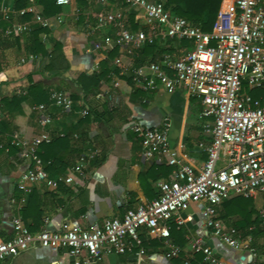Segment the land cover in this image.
Here are the masks:
<instances>
[{
	"label": "crops",
	"instance_id": "obj_1",
	"mask_svg": "<svg viewBox=\"0 0 264 264\" xmlns=\"http://www.w3.org/2000/svg\"><path fill=\"white\" fill-rule=\"evenodd\" d=\"M7 2L10 11L6 26L26 22L30 29L8 34L0 27V240L12 236L14 216H19L30 232L42 227L50 231L72 226L89 228L154 199L157 183L171 179L174 167L157 155L149 159L144 156L141 139L130 128L133 122L145 127L167 123L169 147L195 171L203 166L206 154L199 143L210 139L205 129L212 119L200 114L199 98L183 89L167 92L160 86L143 88L132 80L128 67L135 66L148 75L149 64L162 55L182 57L191 47L187 39L163 36L141 9L121 1L70 0L67 5H58L56 14L45 16L46 26L34 20L35 14L43 15L40 0ZM22 9L24 13L20 14ZM105 12L116 15L132 30L152 36V42L140 48L114 44L111 23L97 24ZM40 28L36 38L34 30ZM37 42L39 50L34 51ZM92 73L100 75L99 82L85 93L77 79ZM34 84L68 93L73 97L72 107L63 110L50 105L47 97L39 103L45 105L43 110L33 108L39 105L38 93L34 101L27 91ZM242 90L264 103V90L250 89L245 83ZM14 95L20 99V111L9 113L2 101ZM83 109L88 113L82 114ZM41 114L50 118L45 128L38 123ZM42 131L50 135V141L41 143L37 154L48 177L69 174L72 181L60 183L56 189L34 184L18 207L10 199L23 196L16 183L29 163L20 156L13 136L17 134L27 142ZM88 149L97 150L95 158L83 174L71 173L74 160ZM226 161L227 155L222 154L218 165ZM203 204L190 203L181 212V224L169 222V240L179 248L175 257L165 256V244L155 230L141 228L140 245L127 239L129 248L124 253L104 252L99 259L81 264H208L201 252L192 249L196 239L226 264H264V233L259 219L264 202L259 194L249 198L231 195L215 206V217L238 232L239 246L235 249L204 226ZM199 255L201 262L195 263ZM1 264H74V259L62 250L53 253L32 245Z\"/></svg>",
	"mask_w": 264,
	"mask_h": 264
},
{
	"label": "built area",
	"instance_id": "obj_2",
	"mask_svg": "<svg viewBox=\"0 0 264 264\" xmlns=\"http://www.w3.org/2000/svg\"><path fill=\"white\" fill-rule=\"evenodd\" d=\"M69 1L55 0V3L67 5ZM99 1L103 3L105 0ZM112 1L141 9L163 36L187 39L191 43L190 49L180 58L162 55L159 60L152 61L148 75L135 66L128 67L132 80L143 88L160 86L167 92L183 89L188 95L199 98L200 114L212 119L205 129L210 139L199 143L206 159L195 171L169 147L167 123L160 127H145L133 122L130 128L140 137L144 156L149 159L157 155L166 165L174 167L171 179L157 183L158 195L147 203L126 209L121 217L105 218L89 228L72 226L50 231L42 227L30 232L20 217L14 216L11 220L12 236L0 240V264L32 245L53 253L62 250L74 259V264L91 263L104 252L124 253L129 248L127 239L140 245L141 228L155 230L165 244V256L175 257L179 248L169 240V222L181 224V212L193 202L204 203L202 222L211 234L235 249L239 246L238 232L215 217V206L231 195L249 198L259 194L264 202V103L242 91L243 83L250 89L264 90V0H223L210 31H202L184 17L171 13L165 8L164 0ZM9 11L7 0H0V19L9 20ZM19 13L23 14L24 9ZM34 20L40 26L48 25V18L41 14H35ZM104 23H111L114 27L113 42L116 45L140 48L153 40L141 30H132L112 13L99 16L98 26ZM29 29L28 24L22 22L11 24L5 32ZM167 70L171 73L168 74ZM48 98L50 105L63 110L72 107L71 98L62 90L50 89ZM33 108L43 110L45 105ZM81 113L87 114V110L83 109ZM49 122L46 114L38 117L42 128ZM49 141L50 135L45 131L27 142L17 134L13 136V144L19 147L20 156L29 163L16 183L23 196L18 200L10 199L18 207L24 204L25 195L31 192L34 184L42 183L56 189L60 183L72 181L69 174L48 177L37 149L41 143ZM96 154V149L79 154L70 166V172L83 174ZM222 154L227 155V161L219 166ZM259 219L264 233V210ZM192 249L201 252L208 264H226L199 239L192 242Z\"/></svg>",
	"mask_w": 264,
	"mask_h": 264
},
{
	"label": "trees",
	"instance_id": "obj_3",
	"mask_svg": "<svg viewBox=\"0 0 264 264\" xmlns=\"http://www.w3.org/2000/svg\"><path fill=\"white\" fill-rule=\"evenodd\" d=\"M43 4V15L50 16L59 12V6L56 5L55 0H40ZM221 0H164V6L171 13L184 17L192 25L198 27L202 31H210L212 25L215 21ZM25 19V18H24ZM7 21L0 19L1 29H5L9 26H6ZM42 29L34 30V35L37 38V33ZM144 47L147 44L143 45ZM39 50V42L36 43V48L34 51ZM100 75H95L94 73L87 75L81 74L77 82L82 90L87 93L91 89H94L99 82ZM38 93L37 103H42L46 101V98L49 95V90L43 89L40 85L34 84L28 88L27 94L32 100L35 99V95ZM69 95V94H68ZM71 100L73 97H71ZM73 101V100H72ZM20 99L17 96H12L9 100L2 101V105L6 107L9 113L12 111H20L19 109ZM73 104V103H72ZM1 105V104H0ZM11 105H17L16 107L10 108ZM88 113V111H87ZM42 160V159H41ZM43 163V161H42ZM195 263L201 262V256L195 257ZM193 264V262H192Z\"/></svg>",
	"mask_w": 264,
	"mask_h": 264
},
{
	"label": "rangeland",
	"instance_id": "obj_4",
	"mask_svg": "<svg viewBox=\"0 0 264 264\" xmlns=\"http://www.w3.org/2000/svg\"><path fill=\"white\" fill-rule=\"evenodd\" d=\"M244 92V90H242Z\"/></svg>",
	"mask_w": 264,
	"mask_h": 264
}]
</instances>
